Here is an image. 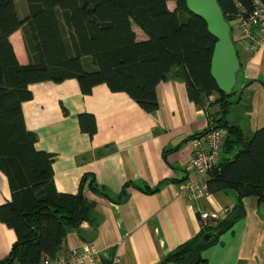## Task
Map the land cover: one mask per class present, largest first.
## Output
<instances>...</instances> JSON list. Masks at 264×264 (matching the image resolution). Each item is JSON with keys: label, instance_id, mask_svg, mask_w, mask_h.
I'll use <instances>...</instances> for the list:
<instances>
[{"label": "trees", "instance_id": "1", "mask_svg": "<svg viewBox=\"0 0 264 264\" xmlns=\"http://www.w3.org/2000/svg\"><path fill=\"white\" fill-rule=\"evenodd\" d=\"M254 1L218 0L231 27L239 15L253 10ZM18 30L28 63H20L10 40ZM216 41L186 0H24L20 10L16 0H0V170L11 191L10 200L0 205V220L17 235L0 264H40L42 254L58 256L71 229L83 221L95 225L96 204L82 193L86 185L115 202L123 201L133 185L128 182L111 196L93 174H85L77 193L58 191L55 156L36 147L37 134L26 125L22 104L33 98L30 85L75 79L81 92L90 95L96 85L106 84L152 112L159 106L157 85L175 76L182 77L189 99L206 110L210 122L187 140L212 128L226 132L222 154L206 180L208 191L233 189L238 198L224 218L201 220L200 232L159 264L206 262L203 251L244 217V198L264 193V125L246 136L242 126L229 120L230 108L241 97L222 91L211 74ZM78 121L83 132L95 135L93 113H79ZM103 264L112 259L104 257Z\"/></svg>", "mask_w": 264, "mask_h": 264}, {"label": "crops", "instance_id": "2", "mask_svg": "<svg viewBox=\"0 0 264 264\" xmlns=\"http://www.w3.org/2000/svg\"><path fill=\"white\" fill-rule=\"evenodd\" d=\"M16 1L20 10L24 0ZM136 29L143 37V31ZM10 40L20 63H28L22 31L14 32ZM236 48L244 87L228 117L250 136L264 125V48L255 52L248 44ZM30 88L33 98L22 104L26 125L37 134L36 147L55 156L58 191L77 193L85 174H93L111 196L133 183L121 202L86 185L82 193L96 204V223L83 221L71 229L56 257H67L71 250L89 244L100 258L98 264L104 257H110L112 264H159L200 232L197 208L209 218L222 219L237 202L233 189L208 191L199 201L177 194L183 181L199 177L190 166L193 142L187 138L210 124L206 110L189 99L181 76L157 85L159 106L152 112L106 84L96 85L90 95L81 92L75 79L44 81ZM83 111L96 117L93 137L80 128L78 114ZM10 198L8 178L0 170V205ZM243 202L244 217L203 251L204 264H264V193L246 196ZM16 239V231L0 220V260Z\"/></svg>", "mask_w": 264, "mask_h": 264}, {"label": "built area", "instance_id": "3", "mask_svg": "<svg viewBox=\"0 0 264 264\" xmlns=\"http://www.w3.org/2000/svg\"><path fill=\"white\" fill-rule=\"evenodd\" d=\"M232 30V37L237 45L248 44L250 49L264 45V3L255 0L253 10L239 15L234 21ZM225 141L226 132L221 128H212L193 140L190 166L199 177L183 181L177 194L195 201H199L207 194L206 180L222 154ZM196 210L200 213V223L201 220L206 221L210 217L209 213L199 208ZM99 260V256L95 255L94 247L85 244L81 248L71 250L67 257H50L42 254L40 264H98Z\"/></svg>", "mask_w": 264, "mask_h": 264}, {"label": "water", "instance_id": "4", "mask_svg": "<svg viewBox=\"0 0 264 264\" xmlns=\"http://www.w3.org/2000/svg\"><path fill=\"white\" fill-rule=\"evenodd\" d=\"M186 4L192 13L207 23L209 32L217 40L211 61L214 80L226 94L237 92L238 83L243 79L241 63L232 37V27L225 19L218 0H186ZM203 238L208 240L210 235L206 234Z\"/></svg>", "mask_w": 264, "mask_h": 264}, {"label": "rangeland", "instance_id": "5", "mask_svg": "<svg viewBox=\"0 0 264 264\" xmlns=\"http://www.w3.org/2000/svg\"><path fill=\"white\" fill-rule=\"evenodd\" d=\"M169 5H174V4H173L172 1H170V2H169ZM13 45H14V43H13ZM235 45H236V43H235ZM236 47H237V45H236ZM261 48H264V45H261V46L258 47V48H257V47H252V48H251V51L255 52V51H257V50H259V49H261ZM240 70H241V69H240ZM241 87H242V88L244 87V83H242V82L240 81V82L238 83V91H237V92H234L233 94L236 93V94L238 95V94L242 91V88H241ZM239 96H240V95H239ZM238 104H239V102L233 104L232 107L230 108V110H231V111H234V110L237 108ZM236 105H237V106H236ZM83 112H84V111H83ZM80 183H81V182H80ZM14 264H16V263H14Z\"/></svg>", "mask_w": 264, "mask_h": 264}]
</instances>
